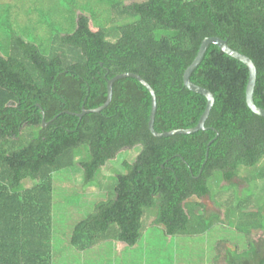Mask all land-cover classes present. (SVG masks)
Instances as JSON below:
<instances>
[{"label":"trees","instance_id":"trees-1","mask_svg":"<svg viewBox=\"0 0 264 264\" xmlns=\"http://www.w3.org/2000/svg\"><path fill=\"white\" fill-rule=\"evenodd\" d=\"M0 1V264L96 260L107 244L117 253L118 243L126 251L144 246L150 254L138 264L152 263L155 249L169 245L174 260L184 261L176 249L182 242L218 235L208 264H264V202L254 205L253 194L240 199L248 182L264 180V118L247 106L243 63L208 48L191 81L210 90L215 104L208 130L192 135L154 137L151 94L132 78L114 84L102 112L82 119L66 113L102 107L108 80L134 73L155 91L158 133L196 127L207 100L183 76L209 37L252 59L254 101L264 109V0H125L115 5L117 40L94 14L74 16L69 33L47 39L10 12L20 0ZM126 17L131 22L122 24ZM43 120L52 123L43 127ZM118 158L126 172L111 189L101 172ZM76 166L82 187L99 188L106 200L69 222L71 211L57 201L67 187L58 176ZM26 180L33 184L25 187ZM146 231L159 244L149 246Z\"/></svg>","mask_w":264,"mask_h":264},{"label":"rangeland","instance_id":"rangeland-1","mask_svg":"<svg viewBox=\"0 0 264 264\" xmlns=\"http://www.w3.org/2000/svg\"><path fill=\"white\" fill-rule=\"evenodd\" d=\"M6 1L7 0H4L5 4ZM143 1L144 0H133V2ZM0 3L2 2L0 1ZM123 3L126 5L129 2L125 0H20V2L17 3V6L19 4L17 8L11 10V8L5 7L4 9H8L7 11L11 10L10 12H13L17 16H19L18 22H25L26 25L30 23V29L36 28V30L39 31V33L37 32L36 34L44 38L46 37L47 39L51 37L52 33H60L61 35L69 33L71 31V28H73V26L77 22L76 17L78 16V14L89 15L91 19L92 15L94 14L96 15L95 18L97 17V23L104 25L102 27H105L107 29L114 28L113 31L115 32V35L112 36V39L114 38L113 40H117L119 35L118 32H116L117 27L113 23H118L116 11H119V7L116 9L115 5L120 4L121 6V4ZM40 18L44 22L47 21V23H50L51 26H39L36 22L41 20ZM129 19L130 18L126 17V19L124 20L125 22L123 21L122 24H127L131 22ZM107 23H111L112 25L110 24L109 26H106ZM65 29L67 31H65ZM0 36H4V38H6L4 33L1 31ZM46 42L49 41L46 40ZM124 157L125 156H122V158ZM107 166V169L105 168L104 171L101 172L102 177H105L103 182H111L110 186H112L111 189H113L116 185L115 178H117L121 174H124L126 170L123 168L122 161L119 158L109 162ZM62 173L63 175L58 177H62L61 179L66 184L67 189L64 188L65 185H63V192H58L56 196L58 203L63 202L62 204H59V206H61V209L66 210L67 212L71 211V217L68 218L69 222L73 220L76 221V219H78L82 215L84 216V214L85 216H88L92 212H94L95 204L93 203L94 201L96 202L97 199L98 201L106 200L105 194L99 193L101 192L99 188L93 187L89 189H84V187H82L81 182L83 179V174L79 167H74V171L71 170V172L69 173L66 171ZM221 177V174H217L214 176V179L219 180L216 181V187L220 190H222L224 186ZM213 182L214 180H212L210 185H212ZM31 184H33L31 180H26L24 182L25 187H29ZM247 184L250 187L246 188V191L242 192L243 194L240 195V199H242V197H250L253 194V204L262 205L264 202V191L262 190L264 187V180L252 179V182H248ZM243 187L244 186H242V188ZM160 200L161 198H157V204L160 203ZM214 205L215 204H211V207ZM80 206H83V208L81 209ZM230 206L232 207V205ZM232 212V216L234 218L232 219V224H235L236 216H238L236 215V213H234L236 212V208H233ZM146 234L149 235V246H151L153 243H155L154 245L159 244V241H157V237L150 235L149 231H146ZM218 239L219 235L215 236L214 238H211L210 241L206 239H200L192 242H182L180 244L181 247H178L176 249H178L179 255L180 253L183 254V257H181V255L180 257L185 259L184 261H182V259L174 260L175 252L171 251V248H173L171 245L165 248H156L155 250L160 251L155 255L154 253L153 255H150L153 256V262L149 264H191L186 261V254L192 255L195 258L194 264H208L207 259L209 260V258H213L212 254L215 253L216 249L214 247ZM230 242H232V236H230V239L227 241L228 244H230ZM167 243H169V241H167L166 244ZM166 244L164 243V245ZM110 247L111 246L107 244L104 246V248H102L103 254H101V259L80 260V257L79 259L74 257L73 260L72 257H69V259L66 257L63 260L62 264H91L90 262H92V264H138L137 260H139V258H145V260H147V254H150L149 252H145L144 246L140 244L134 249H131L130 251H124L123 253H115V251L111 250ZM70 260L72 261L70 262Z\"/></svg>","mask_w":264,"mask_h":264},{"label":"water","instance_id":"water-1","mask_svg":"<svg viewBox=\"0 0 264 264\" xmlns=\"http://www.w3.org/2000/svg\"><path fill=\"white\" fill-rule=\"evenodd\" d=\"M211 45H215V46L219 47L223 53H225L229 57L243 63L248 68L249 79H248V84H247V88H246V103H247V106L251 110L252 113H254L257 116L264 118V109L258 107L254 101V91H255V86H256V82H257V67H256V65L254 64L252 59H250L248 56L232 49L228 45V42L226 40H223V39L218 38V37H209V38H206L203 40L195 60L187 68V70L185 71L184 76H183L184 86L188 90H190L191 92L205 97V99L207 100L206 109H205L203 115L201 116L196 127L191 128V129H179V130H174V131H170V132H166V133H158L155 130V119H156V114H157V97H156L155 91L146 80H144L142 77H140L139 75L134 74V73H123V74L117 75L116 77L108 80V85H107L108 98H107L106 103L102 107L92 109V110H87V109L83 108L81 113H74V114L71 112H66V113L70 114V115H74V116L82 119L87 114L102 112L112 102L114 84L119 80L126 79V78H132V79L137 80L139 83H141L151 94L152 108H151V114H150V120H149L148 127H149L151 134L154 137H156V138H168V137H172V136H176V135H184L185 136V135H192V134H195V133L200 132V131H206V130H208V128L206 127V122H207V120L210 116V113L212 111V108L215 104V97H214V94L210 90L194 84L191 81V76H192L193 72L196 70V68L202 63V61L205 57V54ZM55 119H57V117ZM50 123H52V121L47 123L45 120H43V127H47ZM212 130H214V129H212ZM214 131L216 132V130H214ZM216 139L217 138H215V140Z\"/></svg>","mask_w":264,"mask_h":264},{"label":"crops","instance_id":"crops-1","mask_svg":"<svg viewBox=\"0 0 264 264\" xmlns=\"http://www.w3.org/2000/svg\"><path fill=\"white\" fill-rule=\"evenodd\" d=\"M116 247H117L116 248L117 253H123L124 251H126V245L123 243H118Z\"/></svg>","mask_w":264,"mask_h":264}]
</instances>
